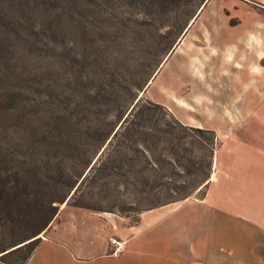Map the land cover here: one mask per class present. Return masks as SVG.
I'll list each match as a JSON object with an SVG mask.
<instances>
[{"label":"trees","instance_id":"1","mask_svg":"<svg viewBox=\"0 0 264 264\" xmlns=\"http://www.w3.org/2000/svg\"><path fill=\"white\" fill-rule=\"evenodd\" d=\"M207 1L75 0L79 13L87 16L83 33H93L92 29L97 28L96 40L93 38L96 43L111 37L123 38L125 46L136 47L144 40L151 42L148 66L127 84H115L118 75L108 67L128 63L129 54H120L112 61L108 53H98L96 58L84 54L91 65L87 79L93 76L88 82L103 81L104 86L94 96L104 95L99 104L108 105L112 111L105 117H82L81 103L72 107L62 99H54L51 93L30 103L40 113L36 117L22 120L17 115L8 123L6 114H0L2 261L26 264L41 232L52 225L60 203L66 201L73 189L71 200L75 205L102 209L86 200L85 184L98 185L117 196L132 197L122 210L141 212L185 199L209 183L218 143L215 129L184 123L165 104L150 98L141 96L135 102L164 54L185 33L197 8ZM113 3L125 7L122 15L111 11ZM21 8L40 13L41 20L28 25L37 37L44 34L50 42L75 26L76 10L72 12L66 5L60 10L27 5ZM18 23L0 20V56L10 57L13 40L31 41ZM113 29L124 35H114ZM4 32L13 34L5 37ZM41 43L46 44L41 39L37 46L41 47ZM82 75L85 74L79 76L81 81ZM107 79L112 82L107 83Z\"/></svg>","mask_w":264,"mask_h":264},{"label":"rangeland","instance_id":"2","mask_svg":"<svg viewBox=\"0 0 264 264\" xmlns=\"http://www.w3.org/2000/svg\"><path fill=\"white\" fill-rule=\"evenodd\" d=\"M74 2L75 0H0V20L20 21L18 24L26 37H31L30 42L13 40L14 49L8 52L10 57L0 56V114H6V122L9 123L16 119L17 115L21 116L22 120L40 115L37 113L36 106L30 107V103H36L50 93L53 94L54 99H62L72 107L81 103L79 115L82 117L87 116V118L94 119L101 114L105 117L107 112L111 115L112 111L108 109V105L99 104L100 100H104V95L94 96L95 92L99 91L102 85L104 86L103 81L94 79V82H88L93 76L87 79L91 65L88 59H84L86 53H90L94 58L98 53V55L108 53L111 61L120 54H129L128 63L119 64L117 67H114L115 64H110L108 67L109 70L114 69L115 76L118 75V81L115 84H127L134 79V76L140 74L141 69L148 66L151 42L144 40L136 47L125 46L123 38L111 37L112 39L104 42L98 40L96 43L93 40L97 37L98 33L95 31L97 28L92 29L93 33L86 31V34L83 33L82 25L87 23V16L79 13L80 9L75 7ZM23 5L31 8L48 7L53 10H60L66 5L67 8L72 9V12L76 10L75 26H72L68 33L63 32L53 37L55 39L51 42L50 37H45L44 34L37 37L28 24L40 21V13L32 12V10L25 11L21 8ZM111 5H114L111 6L112 12L122 15L125 7L117 6V3ZM201 5L197 8L196 17L193 16L190 19L191 21L195 17L194 23L177 38L174 51L163 63L165 56L172 48L164 54L156 71L139 90L137 98L141 95L143 98H150L165 104L184 123L213 128L218 113L223 109L233 108L234 96L238 90L245 87L243 92L246 91L245 96L248 95L246 86L251 76L246 69L248 63L252 64L255 59H258L260 63L264 62V59L255 55L261 49H257L254 45L252 50L246 47L248 30L263 29L257 25L264 24V22L253 23L252 17L256 13L264 15V6L255 5L250 0H208L204 10L200 12ZM4 29L7 30L6 27ZM11 34L13 33L4 32L3 36L9 37ZM113 34L124 35L119 29H116V32L114 30ZM41 39L46 44L43 46L41 43V47H38L37 44ZM232 46H235L233 60L228 62L224 57L226 49ZM213 50L216 51L215 55H213ZM154 52L156 53V49ZM93 57L90 56L91 59ZM81 74H85V76L82 75L84 79L82 81L79 77ZM106 82L110 84L112 80L107 79ZM243 153L242 155L240 153V158L246 157L245 151ZM234 169L232 166L225 165L215 168L214 158L209 183L202 191L194 192L191 199L199 200L208 190L215 192L233 189L239 194V206L245 207L251 204L264 207V183L257 182V180L240 182ZM84 187L87 192L86 200L102 209L75 205L71 200L74 193L72 195L70 193L66 201L60 203L59 213L68 207L77 206L100 214L114 213L127 216L129 222L132 223L139 220L142 211L122 210V206L129 205L132 197L117 196L90 183L85 184ZM245 187L247 190L242 192ZM70 212L72 211L65 212L63 215L66 222L71 220L77 224L86 223L87 217H82V213L75 212L69 217ZM48 229L49 227L41 234L45 235Z\"/></svg>","mask_w":264,"mask_h":264},{"label":"crops","instance_id":"3","mask_svg":"<svg viewBox=\"0 0 264 264\" xmlns=\"http://www.w3.org/2000/svg\"><path fill=\"white\" fill-rule=\"evenodd\" d=\"M250 1L264 6V0ZM252 22H264V15L256 13ZM249 32L264 37V28ZM246 69L248 95L245 87L238 90L233 108L221 110L214 121L215 168L232 166L240 182L264 183V62L255 59ZM234 191L208 190L199 200L189 196L145 209L135 223L119 214L68 207L42 234L26 264H264V207L239 206ZM69 211V217L82 213L86 223L66 222ZM113 239L126 243L119 255L111 254ZM0 264L10 263L0 259Z\"/></svg>","mask_w":264,"mask_h":264},{"label":"clouds","instance_id":"4","mask_svg":"<svg viewBox=\"0 0 264 264\" xmlns=\"http://www.w3.org/2000/svg\"><path fill=\"white\" fill-rule=\"evenodd\" d=\"M257 27L264 28V24H258ZM253 45H255L256 48L261 49L260 51H258L256 53L257 57L260 59H264V37H261L257 33L249 32L247 34L246 47L249 50H252ZM234 51H235V46H232V47L226 49V54H225L224 59L228 62H231L233 60ZM215 54H216V51L213 50V55H215ZM251 71L254 73L259 72L260 68L252 67Z\"/></svg>","mask_w":264,"mask_h":264},{"label":"built area","instance_id":"5","mask_svg":"<svg viewBox=\"0 0 264 264\" xmlns=\"http://www.w3.org/2000/svg\"><path fill=\"white\" fill-rule=\"evenodd\" d=\"M114 248L111 251L112 255H119L126 247L125 241L113 239Z\"/></svg>","mask_w":264,"mask_h":264},{"label":"water","instance_id":"6","mask_svg":"<svg viewBox=\"0 0 264 264\" xmlns=\"http://www.w3.org/2000/svg\"><path fill=\"white\" fill-rule=\"evenodd\" d=\"M204 4L205 3H203L202 5H201V7H200V9L204 6ZM199 9V10H200ZM194 19H195V17L189 22V24L186 26V29H185V32L188 30V28L190 27V24L194 21ZM176 47V45H174L173 47H172V49L168 52V54L165 56V58H164V61H163V63L168 59V57L170 56V54L174 51V48ZM160 69V68H159ZM140 96L141 95H139V97L137 98V99H139L140 98ZM74 191L75 190H73L72 192H71V195L74 193Z\"/></svg>","mask_w":264,"mask_h":264},{"label":"bare ground","instance_id":"7","mask_svg":"<svg viewBox=\"0 0 264 264\" xmlns=\"http://www.w3.org/2000/svg\"><path fill=\"white\" fill-rule=\"evenodd\" d=\"M193 23H194V21L190 24V26H191ZM40 235H42V234H40Z\"/></svg>","mask_w":264,"mask_h":264}]
</instances>
